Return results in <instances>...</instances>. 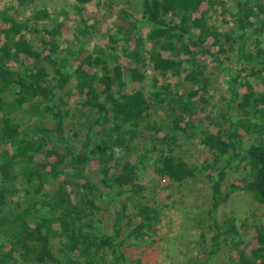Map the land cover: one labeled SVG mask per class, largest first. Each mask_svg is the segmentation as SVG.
<instances>
[{
	"label": "trees",
	"instance_id": "16d2710c",
	"mask_svg": "<svg viewBox=\"0 0 264 264\" xmlns=\"http://www.w3.org/2000/svg\"><path fill=\"white\" fill-rule=\"evenodd\" d=\"M32 2L0 0V264H129L127 240H164L165 209L200 178L212 235L195 264L223 248L264 264V0H138L93 49L62 48L69 26L45 7L19 18ZM238 190L261 216L220 211Z\"/></svg>",
	"mask_w": 264,
	"mask_h": 264
},
{
	"label": "rangeland",
	"instance_id": "374dc122",
	"mask_svg": "<svg viewBox=\"0 0 264 264\" xmlns=\"http://www.w3.org/2000/svg\"><path fill=\"white\" fill-rule=\"evenodd\" d=\"M2 3L16 4L17 0H2ZM75 3V0H34L28 6L20 7L18 17L21 19L31 17L36 9L45 7L49 11V17H46V20L66 21L69 26L60 37L62 48L93 49L98 45L104 47L114 44L110 36L114 33L112 25L118 9L133 10L139 7L138 0H112L111 6L107 7L99 6L98 0H91V3L79 13ZM36 35H33L34 41H37ZM147 74L149 78L154 74L151 67L147 68ZM218 81L222 92L225 87V76L220 74ZM210 94L207 108L216 110L221 106L219 93L216 94L215 88H213ZM16 116L24 127L29 124L23 113L17 112ZM161 116V113L155 112L152 118L160 120ZM184 147L185 155L192 162L200 163L208 157V149L196 138L185 141ZM152 175V169L149 168L143 179L148 180ZM235 176V173L228 174L225 187L232 182ZM194 184L197 191L194 198L190 199L178 194L181 196H177V200L165 209L163 221L166 235L164 240L156 242L127 240L125 253L129 264H195L198 255L210 248L212 233L206 222V208L209 205L208 185L201 178ZM220 211L222 213L232 212L238 219H243L252 214L261 216L263 208L253 201L250 193L238 190L231 194ZM229 254L228 248H223L213 258L211 264H229ZM140 258L141 262L138 263Z\"/></svg>",
	"mask_w": 264,
	"mask_h": 264
}]
</instances>
